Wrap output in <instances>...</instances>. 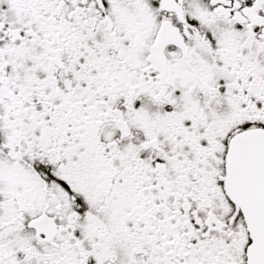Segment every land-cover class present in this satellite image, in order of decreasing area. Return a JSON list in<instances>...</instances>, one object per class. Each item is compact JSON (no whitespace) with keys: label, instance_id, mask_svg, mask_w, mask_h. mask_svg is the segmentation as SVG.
Returning <instances> with one entry per match:
<instances>
[{"label":"snow or ice","instance_id":"obj_1","mask_svg":"<svg viewBox=\"0 0 264 264\" xmlns=\"http://www.w3.org/2000/svg\"><path fill=\"white\" fill-rule=\"evenodd\" d=\"M0 264H264V0H0Z\"/></svg>","mask_w":264,"mask_h":264}]
</instances>
